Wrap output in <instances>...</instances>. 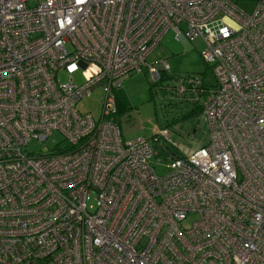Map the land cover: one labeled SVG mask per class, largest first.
I'll list each match as a JSON object with an SVG mask.
<instances>
[{"label": "built area", "instance_id": "1", "mask_svg": "<svg viewBox=\"0 0 264 264\" xmlns=\"http://www.w3.org/2000/svg\"><path fill=\"white\" fill-rule=\"evenodd\" d=\"M224 17L240 25L228 38ZM169 29L202 39L213 81L176 79L179 99L205 96L207 140L175 156L160 129L158 176L151 140H124L111 114ZM159 63L155 79L170 69ZM91 64L101 71L79 84ZM96 85L98 119L76 107ZM0 264H264V0L252 13L231 0H0Z\"/></svg>", "mask_w": 264, "mask_h": 264}, {"label": "rangeland", "instance_id": "2", "mask_svg": "<svg viewBox=\"0 0 264 264\" xmlns=\"http://www.w3.org/2000/svg\"><path fill=\"white\" fill-rule=\"evenodd\" d=\"M231 1L246 13H252L255 7V0ZM204 47L201 38L183 41L176 36L174 30L169 29L146 57L142 70L131 74L122 83L121 90L126 100V108L116 115V123L124 140L139 137L151 140V147L157 155L152 156L149 164L158 176L169 171L167 165L170 161L160 146V143L166 145L163 139L160 137L158 141H154L152 138L160 129L170 130L165 140L170 146V152L175 156H185L207 140L206 124L199 115L192 112L195 105L179 99L172 93V87L180 77L203 76L208 81L210 79L209 82L213 81L209 67L201 58ZM160 61H166L170 69L162 74L163 78L155 79L148 71V65L152 64L160 69ZM92 65L95 64L75 73L79 84L96 73L92 71ZM85 73H88V77ZM59 77L62 81L66 79L65 73H61ZM190 94L189 92L188 95ZM105 96L103 86L96 85L76 103V107L79 112L90 113L98 119L102 114ZM62 138L61 133L55 131L47 139L45 146L51 149L61 142ZM29 147L36 152L45 150L43 145L36 143H31ZM194 219L195 215H188L182 225L190 227Z\"/></svg>", "mask_w": 264, "mask_h": 264}, {"label": "trees", "instance_id": "3", "mask_svg": "<svg viewBox=\"0 0 264 264\" xmlns=\"http://www.w3.org/2000/svg\"><path fill=\"white\" fill-rule=\"evenodd\" d=\"M161 78H163L162 74L160 75V79ZM202 80H203V78H202ZM114 96H115L114 97L115 98V111L111 114V116L116 121V119H117L116 115L121 113V112H123L124 109L126 108V100H125V97L123 96L121 88H119L117 91H115ZM191 102L193 103V101H191ZM192 112L197 114V115L200 114V112H201V103H199V104L195 103V106H194ZM154 136H155V134L153 135V137Z\"/></svg>", "mask_w": 264, "mask_h": 264}, {"label": "clouds", "instance_id": "4", "mask_svg": "<svg viewBox=\"0 0 264 264\" xmlns=\"http://www.w3.org/2000/svg\"><path fill=\"white\" fill-rule=\"evenodd\" d=\"M223 23H225L228 26L220 29V32L224 38H228L231 34L228 30L229 27L235 31H239L240 29V25H238L235 21L229 19L228 17H224ZM75 67H76L75 65L70 66V70H73ZM92 71L99 73L101 69L96 65H92ZM85 76L88 77V73H85Z\"/></svg>", "mask_w": 264, "mask_h": 264}, {"label": "crops", "instance_id": "5", "mask_svg": "<svg viewBox=\"0 0 264 264\" xmlns=\"http://www.w3.org/2000/svg\"><path fill=\"white\" fill-rule=\"evenodd\" d=\"M183 41H185V40H183ZM201 77L203 78V83H204L205 86H210V85L212 84V82H209L210 79H209V81H208L207 79H205V77H203V76H201ZM174 85H175V83H174ZM173 87H174V86H173ZM173 87H172V88H173ZM188 93H189V92H188ZM190 93H191V92H190ZM190 96H192V94H190ZM193 97H194V95H193ZM204 98H205L204 95H200L198 101H193V104L195 105V103H196V104L201 103V102L204 100ZM189 102H191V101H189ZM198 115H199V114H198Z\"/></svg>", "mask_w": 264, "mask_h": 264}, {"label": "water", "instance_id": "6", "mask_svg": "<svg viewBox=\"0 0 264 264\" xmlns=\"http://www.w3.org/2000/svg\"><path fill=\"white\" fill-rule=\"evenodd\" d=\"M168 149V148H167Z\"/></svg>", "mask_w": 264, "mask_h": 264}]
</instances>
